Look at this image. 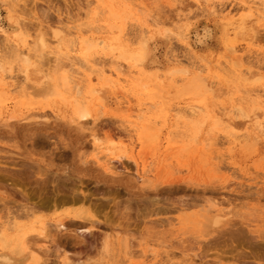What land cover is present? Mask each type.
<instances>
[{
    "label": "rangeland",
    "instance_id": "obj_1",
    "mask_svg": "<svg viewBox=\"0 0 264 264\" xmlns=\"http://www.w3.org/2000/svg\"><path fill=\"white\" fill-rule=\"evenodd\" d=\"M131 1L0 0V264H264V0L236 34L240 0ZM118 64L125 94L99 87ZM55 69L72 97L45 94Z\"/></svg>",
    "mask_w": 264,
    "mask_h": 264
},
{
    "label": "bare ground",
    "instance_id": "obj_2",
    "mask_svg": "<svg viewBox=\"0 0 264 264\" xmlns=\"http://www.w3.org/2000/svg\"><path fill=\"white\" fill-rule=\"evenodd\" d=\"M12 1H16V0H12ZM98 1H100V2H102L103 3V1H105V0H98ZM116 1H118V0H116ZM120 1H122V3H123V5H125L126 7H127V9L129 8V10H131L130 8H131V2L129 1V0H120ZM107 2V1H106ZM105 2V3H106ZM121 4V3H120ZM221 4V0H216V2H214V5H211L209 8H208V11H210L212 14H214L215 12H218V10H219V8H221V7H219V5ZM235 4H237L238 6H239V8L242 10V11H244L245 12V14L243 15V16H241L240 18H239V21L237 22L235 19H234V14H229V12L227 13V14H225L224 15V23H223V26H224V29H226L227 28V26L228 25H233V27H232V32H233V34H236V32H237V29H239V28H243V26H244V23H245V21L246 20H249L252 16H260L261 14H262V12H261V9H260V6H259V4L256 2V1H254V0H240V1H237ZM111 5V4H110ZM115 5H117V4H115ZM109 6V5H108ZM114 6V5H113ZM123 7V6H122ZM125 7V8H126ZM235 7V6H234ZM106 8H107V4H106ZM124 8V7H123ZM124 8V9H125ZM233 7H231V9H232ZM230 9V10H231ZM108 10H109V8H108ZM126 10V9H125ZM124 10V11H125ZM233 10V9H232ZM112 11V10H111ZM110 12V11H109ZM118 12H119V10H118ZM126 12V11H125ZM130 12V11H129ZM114 13V12H113ZM109 14V13H108ZM110 14H112V13H110ZM128 14V13H127ZM113 15V14H112ZM114 15H116V13H114ZM118 15H119V13H118ZM129 15H131V13L129 14ZM12 14H10V16H9V19H11L12 20ZM122 16H124V15H122ZM121 16V17H122ZM117 17V16H116ZM125 17V16H124ZM120 18V17H119ZM18 19V18H17ZM126 19V18H125ZM16 21V25L19 23V21L18 20H15ZM119 21V20H118ZM113 22V21H112ZM123 22V21H122ZM236 22L237 23H239L238 24V26L237 25H235L236 24ZM15 23V22H14ZM122 24V23H121ZM19 25V24H18ZM122 27V26H121ZM1 28V27H0ZM19 28V27H18ZM0 31H2L3 33H5V30L4 29H0ZM59 32V31H58ZM123 32V31H122ZM121 32V30H120V33H122ZM17 33V32H16ZM114 33V32H113ZM111 34V33H110ZM209 34V33H208ZM57 35V34H56ZM60 35V34H59ZM117 35H119V34H117ZM198 35V34H197ZM197 35H195V36H197ZM206 35V34H205ZM40 36V35H39ZM6 37H8V36H6ZM18 37V36H17ZM57 37V36H56ZM116 37V36H115ZM38 38V37H37ZM9 39V38H8ZM11 39V38H10ZM20 39V38H19ZM61 39V38H60ZM59 39V40H60ZM108 39V38H107ZM110 39V38H109ZM113 39V38H112ZM36 41L33 43L34 45H35V47L36 48H34V50H36V49H38L37 51H39L40 52V54L42 53L41 52V49H43L45 46H46V40H44V38L43 37H40V38H38V39H35ZM38 40V41H37ZM16 41V40H15ZM23 41H25V39H23ZM64 41V42H63ZM62 41V43H65L66 45H67V43L65 42L66 40H63ZM118 41V40H117ZM123 41V40H122ZM57 42V41H56ZM24 43V42H23ZM36 43V44H35ZM105 43V42H104ZM107 43V42H106ZM125 43V42H124ZM26 44V43H25ZM101 44V41L99 40V41H96V40H94L93 38H84V39H82L81 40V57H82V59L83 60H85V61H87L88 59H89V56L90 55H92V52H94L95 50H97L96 48L97 47H99V45ZM122 44V43H121ZM57 45V44H56ZM108 45V43L106 44V46ZM118 45V44H117ZM108 46H110V45H108ZM125 46V45H124ZM33 47V46H32ZM47 47V46H46ZM57 47V46H56ZM112 47V46H111ZM113 47H114V45H113ZM59 48V47H58ZM60 48H61V46H60ZM101 48L103 49V48H105V45H103L102 44V46H101ZM119 48V47H118ZM142 48V47H141ZM30 49H33V48H30ZM57 49V48H56ZM69 49V48H68ZM99 49V48H98ZM132 49V48H131ZM62 50V49H61ZM139 50H142V49H139ZM145 50V49H144ZM22 51V50H21ZM134 51V50H133ZM22 52H24V51H22ZM22 52H20L19 54L20 55H17L18 56V58H17V60L19 59L20 60V62L22 63V72L24 73V75H23V78H24V80L25 81H27L28 79H29V69H30V65H32V63H31V61L30 60H32V59H30L31 57H29L30 55H28V54H25V52L24 53H22ZM128 53H129V51H127ZM233 52V51H232ZM65 53V52H64ZM146 53V52H145ZM39 54V55H40ZM134 55H129V54H127V53H125L124 52V54H122L121 55V57L124 59V60H128L129 58H131L132 60H134V62H138V61H141L142 60V57H140L141 55H136L135 53H133ZM237 55H239V54H237ZM21 56V57H20ZM37 56V55H36ZM41 56V55H40ZM39 56V57H40ZM143 56V55H142ZM20 57V58H19ZM240 57V56H239ZM238 57V58H239ZM146 58V57H145ZM130 59V60H131ZM33 60H37L36 58L35 59H33ZM131 60V61H132ZM38 61L40 62L41 60H39L38 59ZM89 61V60H88ZM120 64V63H119ZM117 65V66H114V67H109L108 69L107 68H102L101 70H99V73H98V81H99V87H103V86H110V87H116L117 89H118V92L119 93H121L122 92V88H123V86H125V85H122L123 83V81H126L127 80V78H128V73L127 72H123V70L124 69H121L123 66L122 65ZM0 66H2L1 64H0ZM56 66H58V65H56ZM141 66V65H140ZM192 66V65H191ZM199 66V65H198ZM59 67V66H58ZM1 69V68H0ZM4 69V68H3ZM56 70V69H55ZM59 70V69H58ZM58 70H56L57 72V75H55V73L53 74V75H48L47 74V79H48V81L50 82V84H49V86H48V84L46 83V87L47 88H44V89H46L45 91H44V89H42L44 92H45V94L47 93L46 91H47V89H48V87H49V89H50V93H49V95L51 94V95H56V96H62V98H64V96L62 95L63 94V92H65V96H66V92H67V94L70 96V97H72V94H73V92H72V88H74V85L72 84V80H71V78H70V75L68 74V73H63L64 71H60L62 74L61 75H59V72H58ZM132 71H133V69H131ZM4 71V70H3ZM53 72V71H52ZM130 72V71H129ZM49 73V72H48ZM51 73V72H50ZM125 73H127V74H125ZM46 74V73H45ZM130 75V74H129ZM198 76V75H197ZM1 78V77H0ZM88 79L87 80H91L92 78H90L89 76L87 77ZM180 78V77H179ZM46 79V80H47ZM121 79V80H120ZM122 79H123V81H122ZM2 80V79H1ZM45 81V80H44ZM92 81V80H91ZM122 81V82H121ZM124 83H126V82H124ZM213 83V82H212ZM44 84V83H43ZM44 86V85H43ZM127 86V85H126ZM211 82H206L204 79H203V77L202 78H196V80H194V81H192L191 83H188L186 86H185V88H184V90L185 91H189V90H192V89H196V90H201V91H206V90H208V89H211ZM45 87V86H44ZM48 89V90H49ZM130 89H135L134 87L132 88V87H130ZM32 90V89H31ZM39 90H41V89H39ZM34 91V90H33ZM98 90H97V88H95V87H88L87 88V91H86V93H87V95L89 96V98H93L94 96H93V94H95L96 92H97ZM195 91V90H194ZM39 92V91H38ZM75 92V97H74V99L72 100V104H73V108H72V112L76 115V117L77 118H79V119H81V121L82 120H84L85 118H87L89 115H90V109H89V103H90V100L91 99H86V100H88V101H86V102H79L78 101V99H77V94H78V91H74ZM117 92V93H118ZM191 92V91H190ZM118 93V94H119ZM122 93H124V92H122ZM126 93V92H125ZM124 93V94H125ZM197 93H198V91H197ZM207 93V92H206ZM258 93V92H257ZM117 94V95H118ZM190 94V93H189ZM263 95H264V89H263V93H262ZM46 95H48V94H46ZM48 95V96H49ZM114 95H116V94H114ZM128 95V94H127ZM126 95V96H127ZM209 95V94H208ZM96 96V95H95ZM99 96V95H98ZM119 96V95H118ZM260 96H262V95H260ZM68 97V96H67ZM115 97V96H114ZM128 97V96H127ZM202 97H204V96H202ZM201 97V98H202ZM98 98V97H97ZM129 98V97H128ZM204 99L206 100V98L204 97ZM97 100V99H96ZM64 101V100H63ZM65 101H66V97H65ZM120 104H122V103H120ZM150 105V104H149ZM152 106V105H151ZM193 109V108H192ZM194 110V109H193ZM142 112V111H141ZM143 113V112H142ZM243 114V113H242ZM143 115V114H142ZM33 116V115H32ZM138 116V118H139V115H137ZM29 118H27L26 120H28ZM78 123H80L79 121H78ZM259 131H260V133L264 136V126H260V124H259ZM119 158L121 157L120 155L118 156ZM74 195V194H73ZM78 216V214L76 215V217ZM218 217H220V216H217V218H215V220H214V223L217 225V224H220V222L222 223V221H221V219L220 218H218ZM213 218V217H212ZM221 218H223V217H221ZM212 220V219H211ZM211 222V221H210ZM61 223H63V222H61ZM223 224V223H222ZM212 225V224H211ZM216 225H214V226H216ZM61 227H63V226H61ZM219 227V226H218ZM84 230H86V229H84ZM23 233V232H22ZM21 235V234H20ZM13 236V235H12ZM18 236H19V234H18ZM19 239V238H18ZM20 239H22V238H20ZM19 239V240H20ZM17 240V239H16ZM10 240H8V238H4V240H3V247H5V248H9L10 249ZM24 246V245H23ZM22 246V243H21V241H17L15 244H14V246H12L13 248L11 249L15 254H17V255H21V253L23 252V250H24V247ZM25 251V250H24ZM6 256V255H5ZM9 257V256H8ZM0 258H1V256H0ZM36 258H35V254L34 253H32V255H31V261H34ZM6 260V259H5ZM4 260V261H5ZM2 261V260H1ZM9 261V260H8Z\"/></svg>",
    "mask_w": 264,
    "mask_h": 264
}]
</instances>
